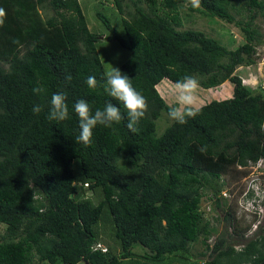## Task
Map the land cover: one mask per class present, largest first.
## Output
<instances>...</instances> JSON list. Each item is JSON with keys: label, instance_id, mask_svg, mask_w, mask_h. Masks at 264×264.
<instances>
[{"label": "trees", "instance_id": "obj_1", "mask_svg": "<svg viewBox=\"0 0 264 264\" xmlns=\"http://www.w3.org/2000/svg\"><path fill=\"white\" fill-rule=\"evenodd\" d=\"M107 1L122 29L96 14L108 32L101 36L90 30L81 0H0V264H264V227L245 239L247 229L233 225L229 209L233 231L210 247L216 230L200 206L214 199L220 209L222 176L264 159V89L244 86L236 73L255 65L264 46L254 23L264 0H200L199 7L190 0ZM184 7L238 28L242 44L229 49L184 29ZM100 37L129 52L118 68L148 101L135 133L126 128L127 110L103 90ZM185 74L205 90L229 82L231 97L195 109L186 124L170 119L157 135V120L172 108L157 87ZM89 75L95 89L86 85ZM41 83L47 93L34 94ZM61 90L71 118L49 121L51 96ZM79 99L93 111L111 101L124 119L112 129L98 125L87 145L77 142ZM34 104L43 106L39 115ZM200 241L205 252L195 257L190 249Z\"/></svg>", "mask_w": 264, "mask_h": 264}, {"label": "rangeland", "instance_id": "obj_2", "mask_svg": "<svg viewBox=\"0 0 264 264\" xmlns=\"http://www.w3.org/2000/svg\"><path fill=\"white\" fill-rule=\"evenodd\" d=\"M81 4L91 31L101 36L107 35L108 33L101 22L97 20L96 14H100L110 20L119 30L122 29L120 26L121 16L110 6L107 0H81ZM181 18L184 29L202 31L206 35L216 38L229 49L236 48L243 42L244 37L240 30L223 21H218L217 19L207 20L195 13H190L185 7L181 12ZM254 23L264 40V15L257 14ZM100 40H104L103 37H100ZM97 47L98 56L105 71L107 68L105 64H111L118 68L129 56V52L121 48L116 42L105 40L98 43ZM255 62L256 64L254 66L247 68L239 67L236 70L237 74L242 73L241 75L245 85L255 86L256 84L257 86L258 82L264 78V46L262 44L256 48ZM169 83L159 85L157 90L169 107H177L179 105L173 92V84L171 83L170 85ZM231 94L232 85L229 82L222 84L214 90H205L200 87L198 99L193 105V108L198 109L213 100L220 101L228 99L231 97ZM170 123V118L162 114L157 120V135H161ZM221 181L224 182L221 197L225 198L223 201L224 205L221 206L222 208L217 209L214 206V201L207 198L202 202V211L205 213V219L216 230V233L208 239L207 243L210 247H212L216 238L225 230L228 233L233 231L225 221V212L228 210L226 207L227 204L234 212L235 223L238 229L246 228L252 233L259 227H264V161L256 165H249L246 168L233 169L223 175ZM248 197L254 198L253 200H249ZM4 230V226L0 225V236L4 234ZM133 251L139 252L141 251V247L135 246ZM190 252L195 257H198L197 255L199 253L205 252V246L200 241L191 246ZM208 254L209 251L206 252V255Z\"/></svg>", "mask_w": 264, "mask_h": 264}, {"label": "clouds", "instance_id": "obj_3", "mask_svg": "<svg viewBox=\"0 0 264 264\" xmlns=\"http://www.w3.org/2000/svg\"><path fill=\"white\" fill-rule=\"evenodd\" d=\"M190 2L193 7L200 6V0H190ZM5 16V10L0 8V25L4 23ZM105 65L107 66V68L104 72L105 85L103 90L107 96L118 101L127 110L126 128L130 132L135 133L138 130L137 125L145 117L148 111V101L146 97L134 87L132 79H130L127 74L122 73L119 68H116L111 64ZM71 80L72 76L70 74H65V83H70ZM260 81L258 82L257 86L256 84L255 86L245 85L242 78V84L252 90H258V87H260ZM85 82L89 89H95L98 86V81L94 75H89L86 78ZM199 89L200 83L194 75L185 74L182 78L175 81L173 84V92L176 96V101L179 106L172 107L169 110V118L176 123L183 125L187 123L188 118L195 117L197 115V111L193 108V105L198 99ZM33 93L36 95H44L47 93V88L41 83L33 88ZM42 111V105H33L32 112L34 115H39ZM73 111L79 118L80 133L77 137V142L83 143L85 145L91 142L93 130L98 125L112 129L115 123H119L124 119L120 108L117 105L113 104L111 101L105 102L103 108H96L95 111H93L87 100L79 99L76 100L73 104ZM70 118L71 116L67 93L63 90L53 93L50 99L47 119L49 121L64 122L69 120ZM261 161H264V159L259 160L256 164L260 163ZM248 198L249 200H253L254 197ZM204 199L206 198H203L201 201V211L202 202ZM220 199L223 202L225 198L221 197L220 194ZM211 200L215 201L214 199ZM223 205L224 204L221 203V206ZM226 207L228 210L230 209L231 213H233L234 215V212L228 204ZM228 210H226L225 215L226 213H229ZM203 217L205 219L204 212ZM205 221L207 220L205 219ZM207 222L210 224L209 221ZM232 223L236 225L235 219ZM259 228L252 233H250V230L247 229L245 231V239H250L259 230ZM236 248H241V246H236Z\"/></svg>", "mask_w": 264, "mask_h": 264}, {"label": "built area", "instance_id": "obj_4", "mask_svg": "<svg viewBox=\"0 0 264 264\" xmlns=\"http://www.w3.org/2000/svg\"><path fill=\"white\" fill-rule=\"evenodd\" d=\"M262 89H264V78L261 79L260 81V85H259ZM103 251H105V249H103Z\"/></svg>", "mask_w": 264, "mask_h": 264}, {"label": "water", "instance_id": "obj_5", "mask_svg": "<svg viewBox=\"0 0 264 264\" xmlns=\"http://www.w3.org/2000/svg\"><path fill=\"white\" fill-rule=\"evenodd\" d=\"M85 264H88V263H85Z\"/></svg>", "mask_w": 264, "mask_h": 264}]
</instances>
